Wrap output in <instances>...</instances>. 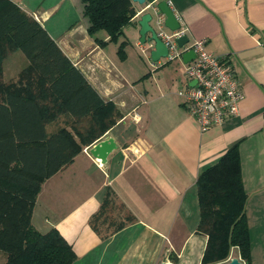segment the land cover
Instances as JSON below:
<instances>
[{
  "label": "crops",
  "instance_id": "0c3cea01",
  "mask_svg": "<svg viewBox=\"0 0 264 264\" xmlns=\"http://www.w3.org/2000/svg\"><path fill=\"white\" fill-rule=\"evenodd\" d=\"M11 1L40 22L121 114L101 137V128L88 135L74 161L43 183L34 226L41 233L57 229L75 251L73 264H202L208 237L197 232V180L239 144L252 263L264 264V0H146L135 4L137 15L119 43L105 31L89 34L81 0ZM162 1H171L189 44L205 40L208 52L229 59L239 80V115L221 126L203 132L189 114L183 60L154 63L144 52L139 22ZM27 65L20 51L12 53L4 80H16ZM67 116L48 133L67 126ZM108 137L118 149L102 164L89 150Z\"/></svg>",
  "mask_w": 264,
  "mask_h": 264
},
{
  "label": "trees",
  "instance_id": "16d2710c",
  "mask_svg": "<svg viewBox=\"0 0 264 264\" xmlns=\"http://www.w3.org/2000/svg\"><path fill=\"white\" fill-rule=\"evenodd\" d=\"M81 1L89 34L105 31L110 42L119 43L137 15L132 0ZM127 45L126 40L120 43L121 59ZM16 51L28 65L16 80L5 81L4 61ZM64 116L70 128L49 134L47 127ZM120 118L39 21L11 0H0V252L6 255L2 264L76 261L73 247L57 229L41 233L34 226L37 197L47 179L74 161L88 135L101 128V137ZM197 188V232L208 237L202 264H224L233 249L245 264H253L239 144L199 176Z\"/></svg>",
  "mask_w": 264,
  "mask_h": 264
},
{
  "label": "built area",
  "instance_id": "2783aa9c",
  "mask_svg": "<svg viewBox=\"0 0 264 264\" xmlns=\"http://www.w3.org/2000/svg\"><path fill=\"white\" fill-rule=\"evenodd\" d=\"M168 4L172 6L171 1ZM152 14L156 32L168 48L167 57L161 61L183 60V55L191 50L196 53V57L185 64L187 86L184 95L189 114L198 121L201 130L205 132L221 126L227 119L238 116L242 93L229 59L208 52L205 40L179 47L177 39L185 35V31L168 29L158 7H152ZM150 49L148 46L144 52L148 53ZM194 81L196 84L191 86Z\"/></svg>",
  "mask_w": 264,
  "mask_h": 264
},
{
  "label": "water",
  "instance_id": "95a60500",
  "mask_svg": "<svg viewBox=\"0 0 264 264\" xmlns=\"http://www.w3.org/2000/svg\"><path fill=\"white\" fill-rule=\"evenodd\" d=\"M134 3L139 5H145L146 0H132ZM158 9L160 13L164 16L165 26L171 31H177L182 28L179 18L176 16L174 10L169 6L167 1H162L158 4ZM139 25L141 43L143 45L151 46L150 56L154 63H159L162 59L166 58L168 55V48L161 38H159L152 12L147 13L142 16ZM179 47H183L185 44L189 43V38L187 35L177 39ZM196 57L195 51L191 50L183 55V62L189 63ZM196 82H192L191 86H194ZM118 149V145L114 138L108 137L90 148V155L100 161L102 164L108 162L109 156ZM165 264V263H164ZM224 264H245L240 258H232Z\"/></svg>",
  "mask_w": 264,
  "mask_h": 264
},
{
  "label": "rangeland",
  "instance_id": "374dc122",
  "mask_svg": "<svg viewBox=\"0 0 264 264\" xmlns=\"http://www.w3.org/2000/svg\"><path fill=\"white\" fill-rule=\"evenodd\" d=\"M163 62H164V60H163ZM232 254H231L230 259L238 257L237 255L239 254V252H238V250H235V251H232ZM5 260H6V255L3 252H0V264L4 263Z\"/></svg>",
  "mask_w": 264,
  "mask_h": 264
}]
</instances>
